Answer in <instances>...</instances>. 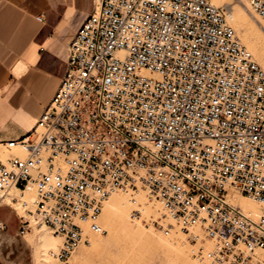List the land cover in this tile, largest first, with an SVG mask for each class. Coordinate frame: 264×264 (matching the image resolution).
Listing matches in <instances>:
<instances>
[{
    "label": "built area",
    "instance_id": "built-area-1",
    "mask_svg": "<svg viewBox=\"0 0 264 264\" xmlns=\"http://www.w3.org/2000/svg\"><path fill=\"white\" fill-rule=\"evenodd\" d=\"M93 1L35 126L0 140V202L20 234L47 227L68 264L106 233L105 202L123 190L158 204L152 223L185 235L197 260L264 264V70L227 8ZM246 1L264 20V0ZM235 193L259 204L256 217Z\"/></svg>",
    "mask_w": 264,
    "mask_h": 264
},
{
    "label": "crops",
    "instance_id": "crops-1",
    "mask_svg": "<svg viewBox=\"0 0 264 264\" xmlns=\"http://www.w3.org/2000/svg\"><path fill=\"white\" fill-rule=\"evenodd\" d=\"M52 11L49 0H0V116L4 109L31 115L35 87L40 83L51 86L55 80L60 84L64 59L56 41L62 37L57 35L59 21L55 22ZM40 15L43 22L37 20ZM9 85L16 86L10 94L4 92ZM24 133L8 120L6 129H0V140L16 139ZM0 222L4 225L0 228V264H35L36 248L29 239L32 230L21 235L19 215L3 202Z\"/></svg>",
    "mask_w": 264,
    "mask_h": 264
},
{
    "label": "rangeland",
    "instance_id": "rangeland-1",
    "mask_svg": "<svg viewBox=\"0 0 264 264\" xmlns=\"http://www.w3.org/2000/svg\"><path fill=\"white\" fill-rule=\"evenodd\" d=\"M56 2H52L49 0V5L53 8L52 14L53 18L56 21H59V27L57 29V35L61 36L62 39L60 41H56L59 43V52L63 56L64 63L62 67V71L60 74V78L62 77L67 65H68V54H69V46L72 42L74 34L81 24V22L90 15L94 9V1L93 0H55ZM213 3L214 1L211 0ZM246 4V3H245ZM241 3L240 0H232L227 4H215L218 6H224L228 10V14L233 12L232 7L240 6L241 8H245L249 13L250 9L246 8V5ZM250 6V5H249ZM252 10V9H251ZM251 12H254L253 10ZM255 13V12H254ZM256 14V13H255ZM257 15V14H256ZM253 20L254 17H253ZM256 21V20H255ZM257 22V21H256ZM231 25L236 30L238 36L241 39V35L238 33L233 21L230 22ZM242 41V39H241ZM243 43V42H242ZM244 44V43H243ZM246 47L247 45L244 44ZM248 48V47H247ZM249 50V48H248ZM250 51V50H249ZM251 52V51H250ZM253 54V53H252ZM254 55V54H253ZM255 57V56H254ZM258 64L263 68V65L258 61L255 57ZM59 80H55V82L50 86L45 83H40L37 87H35L34 92L32 93L31 100L35 101V110L34 113L28 115L23 110L19 112H15V114H11L8 111L3 110V115L0 116V129H6V123L8 120L12 121L15 125H18L25 133L30 131L36 123V119L44 109V107L48 104L52 94L54 93L56 87L58 86ZM16 86H6L4 88L5 93H11ZM52 87V88H51ZM6 100V99H5ZM21 152L17 150H12L11 152L6 153L4 156L20 154ZM118 195H125L132 199L128 194H132L131 192L118 190L116 191ZM140 194V193H139ZM148 200H144L143 205L139 206V202L129 203V208L126 209L129 214V221L131 225H139L146 233H154L157 237L165 238L170 241L173 239H178L183 243L188 251L189 260L181 259L178 257V253L172 249L168 248H159L158 247V238H148L144 237L141 240L139 238L128 236L125 232L120 233L119 236L113 237L108 230L107 224V206L104 207L103 215L101 216V223L104 225L106 229V233L104 235H92L90 245H82L80 246L73 254L68 264H202L205 261H199L194 257L193 254V245L191 243H187L186 236L182 233H176L172 231L171 235H165L157 224H153L151 221V216H160V211L156 209L157 204H148ZM142 206V207H141ZM147 212H143V208H148ZM158 206V205H157ZM141 208V209H140ZM139 209L140 213L134 215V210ZM155 209V210H154ZM160 209V206H159ZM157 212V213H156ZM110 214V213H109ZM46 236L47 238H56L47 227L38 228L33 226L32 233L29 235V239L34 243L36 248V261L35 264H46L48 262H53L54 264H63L60 260H58L53 254L58 251L55 250L50 251L48 254L49 259L44 253V247L42 246V237ZM181 237V238H180ZM58 239V237H57ZM104 240L109 241L107 245L95 244V241ZM62 241V240H61ZM62 242H60L59 246ZM84 249L86 251L85 255L82 258L77 257V253L79 250ZM173 252V253H172ZM178 257V259H177ZM180 259V260H179ZM206 264V263H205Z\"/></svg>",
    "mask_w": 264,
    "mask_h": 264
},
{
    "label": "bare ground",
    "instance_id": "bare-ground-1",
    "mask_svg": "<svg viewBox=\"0 0 264 264\" xmlns=\"http://www.w3.org/2000/svg\"><path fill=\"white\" fill-rule=\"evenodd\" d=\"M214 4H227L228 2H231L232 0H213ZM241 3H246V8L250 9V6L246 0H240ZM233 12L229 14V21L232 22L235 25L238 33L241 35L242 42L247 45L249 50L254 54V56L258 59V61L263 65L264 67V20L259 16L256 15L254 12L250 13L245 9L241 8L240 6L232 7ZM253 17L255 20H253ZM17 150V149H15ZM132 199H130L128 196L125 195H118L116 192L110 195V197L105 202V205L107 206V224L108 230L110 231L111 235L113 237L119 236L120 233H124L128 236H133L136 238H139L141 240L144 237H150V238H158V247L159 248H168L172 249L175 252L178 253V257L180 256L181 259L189 260V255L187 249L183 246V243L181 242L183 238H181V241L178 239H173L172 241L157 237L153 232L149 233V235L146 233L143 228L139 225H131V222L129 219V214L127 213V210L129 208V203L131 204L133 199L136 200V203L139 205H143L144 200H147L144 193H140L137 195L128 194ZM233 204L239 206L242 208V210L246 213H250L252 216L256 217L259 212V204L254 201L253 199L241 195L238 193L234 194V197H232ZM150 204H155L152 202H149ZM148 203V204H149ZM158 205V204H157ZM156 205V209L159 210V205ZM106 206H104L106 208ZM128 207V208H127ZM142 207V206H141ZM141 209V208H140ZM148 208H143V212H147ZM155 210V209H154ZM157 210V211H158ZM104 211V210H103ZM110 213V214H109ZM157 213V212H156ZM103 215V214H102ZM102 224V223H101ZM103 228L105 229L104 225L102 224ZM106 230V229H105ZM155 239V238H154ZM184 241V240H183ZM42 246L44 247V253L46 252V255L48 257V253L50 251H55L59 247V244L61 242V238H47L46 236L42 237ZM103 244L107 245L109 241L104 240H98L95 241V244ZM165 248V249H166ZM86 251L84 249H81L77 253V257L82 258L85 255ZM173 253V252H172ZM177 257V259H178ZM46 258V260H48ZM180 260V259H179ZM46 264H54L53 262L46 261ZM206 263V262H205ZM202 263V264H205ZM207 264V263H206Z\"/></svg>",
    "mask_w": 264,
    "mask_h": 264
}]
</instances>
